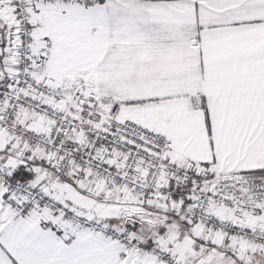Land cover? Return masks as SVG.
<instances>
[{"label": "snow or ice", "instance_id": "snow-or-ice-1", "mask_svg": "<svg viewBox=\"0 0 264 264\" xmlns=\"http://www.w3.org/2000/svg\"><path fill=\"white\" fill-rule=\"evenodd\" d=\"M65 210L90 264H264V0H0V264Z\"/></svg>", "mask_w": 264, "mask_h": 264}, {"label": "crops", "instance_id": "crops-1", "mask_svg": "<svg viewBox=\"0 0 264 264\" xmlns=\"http://www.w3.org/2000/svg\"><path fill=\"white\" fill-rule=\"evenodd\" d=\"M28 214L29 211L21 212L24 216ZM100 221L112 226L115 224V221ZM40 229L49 235L31 237V244L24 257L26 264L29 261L34 264H90L109 242L91 229L73 226L62 228L50 221H41ZM88 234H92L91 238L83 241L82 237ZM0 248H4L2 241Z\"/></svg>", "mask_w": 264, "mask_h": 264}, {"label": "built area", "instance_id": "built-area-1", "mask_svg": "<svg viewBox=\"0 0 264 264\" xmlns=\"http://www.w3.org/2000/svg\"><path fill=\"white\" fill-rule=\"evenodd\" d=\"M13 190L19 193H28L31 192L30 199L33 203L39 202L42 205H47L53 208H59V205L56 204L55 201L51 200L46 194H43L36 191H31L27 184L21 181H16L12 184ZM30 211V207L27 209H23L21 212ZM66 215L65 219L70 220L71 226L77 227L80 229H91L95 231L100 237L105 238L107 240H112L115 238H119V235L115 232L113 226L107 225L100 222L99 220H88L86 217H81L70 210H65Z\"/></svg>", "mask_w": 264, "mask_h": 264}, {"label": "trees", "instance_id": "trees-1", "mask_svg": "<svg viewBox=\"0 0 264 264\" xmlns=\"http://www.w3.org/2000/svg\"><path fill=\"white\" fill-rule=\"evenodd\" d=\"M27 175V174H26ZM22 182V181H21ZM100 221V220H99ZM100 222H102V221H100ZM103 223V222H102ZM115 223H116V221H115ZM105 224V223H104ZM106 225H108V224H106ZM110 226H112V225H110Z\"/></svg>", "mask_w": 264, "mask_h": 264}]
</instances>
